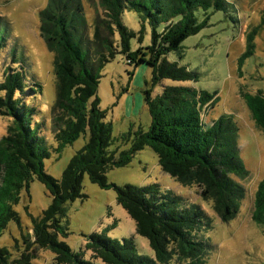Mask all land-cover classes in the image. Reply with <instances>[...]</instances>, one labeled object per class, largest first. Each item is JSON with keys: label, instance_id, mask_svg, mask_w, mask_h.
I'll use <instances>...</instances> for the list:
<instances>
[{"label": "trees", "instance_id": "1", "mask_svg": "<svg viewBox=\"0 0 264 264\" xmlns=\"http://www.w3.org/2000/svg\"><path fill=\"white\" fill-rule=\"evenodd\" d=\"M100 4L107 20L103 25L94 21L92 38L80 0H49L39 12L40 35L54 55L56 93L51 114L55 148L46 145L40 125L33 126L38 110L27 104L26 97L37 90L27 83L25 60L13 56L12 62L20 68H6L0 75V116L11 119L0 139V237L11 222L22 230L13 207L31 182L43 184L51 198L48 208L38 218L32 217V232L23 234L24 249L17 257L0 246V264H33L34 247L51 250V264H96L57 240L58 234L67 236L59 216L68 202L82 196L85 176L94 184L115 189L117 203L154 253L150 259L138 254L132 239L119 241L91 233L85 238L93 260L102 264H204L214 246L200 236L209 224L198 205H187L183 198L162 192L157 183L109 185L106 173L129 165L139 151L149 148L162 172L184 186H195L221 221H230L239 213L246 190L233 177L244 179L249 172L239 156V129L234 119L224 114L209 124L203 120L217 92L161 86L164 80L199 81L198 73L169 61L168 55L180 52L187 38L207 26L209 12L227 11L231 4L227 0H100ZM126 11L139 15L140 30L123 23ZM201 13L205 15L202 21ZM147 26L150 40L145 43ZM262 27L264 11L259 25L247 35L239 66L254 54V39ZM118 54L132 68L127 71L129 81L141 65L151 71L150 83L142 91L151 122L146 130L130 129L115 138L97 93L102 71ZM33 85L40 92L41 86ZM157 86L161 92L153 95ZM243 98L256 126L264 131V95L245 93ZM86 134V144L72 156L60 179L48 175L44 161L51 153L59 155ZM123 145H129L128 149L120 150ZM252 220L264 225V177L254 194Z\"/></svg>", "mask_w": 264, "mask_h": 264}, {"label": "rangeland", "instance_id": "2", "mask_svg": "<svg viewBox=\"0 0 264 264\" xmlns=\"http://www.w3.org/2000/svg\"><path fill=\"white\" fill-rule=\"evenodd\" d=\"M231 6L227 11L209 12L208 24L198 34L182 43L180 52L168 55L169 61L178 62L189 70L199 74V81L174 82L164 80L161 86L183 85L208 92H217L216 100L206 108L203 120L206 124L219 116L231 115L238 127L237 144L239 156L249 172L248 177L233 179L246 190L239 213L230 221L223 222L212 209L211 202L203 200L195 186H184L168 174L162 172L153 151L144 148L139 151L125 167L114 168L106 173L109 185L146 186L157 183L161 191L183 198L185 204L198 205L205 213L204 222L209 227L200 236L207 239L214 249L206 255L204 264H264V225L252 220L253 200L258 183L264 177V131L259 129L243 98L245 93L264 95V27L255 39L254 54L239 66L238 59L245 51L247 35L260 23L264 11V0H227ZM49 0H0V75L6 68H20L12 57L25 60L27 83L37 90L35 95H27L26 102L37 108L33 118L40 125V134L46 145L56 147L52 132V106L55 101L56 78L54 74V55L48 50L40 35L39 12ZM87 21L89 36L92 38L93 23L97 19L103 25L107 20L100 0H80ZM205 15L201 13L199 20ZM123 23L138 31L142 28L139 15L126 11ZM150 30L147 26L145 43L149 42ZM124 56L118 54L102 71L98 88L100 107L106 110V120L112 125L115 138L121 137L130 129L142 127L146 130L151 122L142 91L150 83L151 71L141 65L134 71L129 81ZM37 82L41 86L33 85ZM157 86L153 95L161 92ZM11 123L8 117L0 116V139L6 135ZM88 135H82L71 146L59 154L51 153L44 161L45 172L60 179L63 170L72 156L87 142ZM123 145L120 150L128 149ZM115 146L112 147L114 149ZM82 196L64 206L59 216L61 225L66 228L67 236L58 234L57 240L66 243L74 252L81 253L84 259L93 260L86 249L85 235L99 233L121 241L132 239L139 255L154 259L149 241L138 235L134 221L117 203L116 191L110 186L104 188L92 183L88 176L82 183ZM51 204V198L38 181L30 183L28 191L21 193L20 201L14 205L19 214L22 230L11 222L0 237V246L7 247L17 257L24 249L23 234H31L32 217L38 218ZM35 253L33 264H51L54 254L49 249L32 248ZM171 261L170 264H175ZM177 264V263H176Z\"/></svg>", "mask_w": 264, "mask_h": 264}]
</instances>
